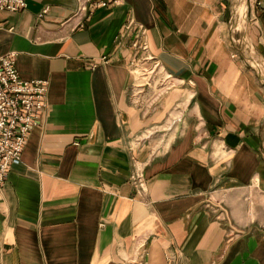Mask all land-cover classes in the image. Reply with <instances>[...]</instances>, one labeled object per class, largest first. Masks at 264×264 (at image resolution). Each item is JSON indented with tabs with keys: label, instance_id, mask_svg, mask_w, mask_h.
<instances>
[{
	"label": "crops",
	"instance_id": "0c3cea01",
	"mask_svg": "<svg viewBox=\"0 0 264 264\" xmlns=\"http://www.w3.org/2000/svg\"><path fill=\"white\" fill-rule=\"evenodd\" d=\"M81 1L0 10V57L50 83L0 190V264H264V4ZM131 20L166 93L135 89Z\"/></svg>",
	"mask_w": 264,
	"mask_h": 264
},
{
	"label": "built area",
	"instance_id": "2783aa9c",
	"mask_svg": "<svg viewBox=\"0 0 264 264\" xmlns=\"http://www.w3.org/2000/svg\"><path fill=\"white\" fill-rule=\"evenodd\" d=\"M255 5L261 6L264 0H250ZM124 0H82L78 13L88 16L101 8H108L123 4ZM27 0H0V10L16 12L27 8ZM49 11V7L40 13L43 16ZM134 33L132 47L138 53L143 62H134V70H139L140 75L146 78V82L135 84L138 91L148 86L152 88L161 82L159 89H165L166 83L172 78L161 61L149 54V42L147 29L134 21L128 22L119 34L118 40ZM102 57V61H107ZM49 81L46 79H23L16 67L14 55L0 57V190L6 184L8 172L13 161L21 158L24 146L31 130L39 124L40 116L45 109L49 90ZM139 178V175L136 176Z\"/></svg>",
	"mask_w": 264,
	"mask_h": 264
},
{
	"label": "rangeland",
	"instance_id": "374dc122",
	"mask_svg": "<svg viewBox=\"0 0 264 264\" xmlns=\"http://www.w3.org/2000/svg\"><path fill=\"white\" fill-rule=\"evenodd\" d=\"M238 4V6L241 4V3H238V2H236V4H235V6ZM234 6V14L237 16V14H236V11H237V8H238V6H236L235 7ZM239 15V14H238ZM240 28V27H239ZM254 60V61H253ZM251 64H253V65H256V60L255 59H251ZM257 69V71L259 72V70H258V68H256ZM255 68H254V70H256ZM263 69H264V67H263ZM138 73V78L137 79H139V81H138V83H144V82H146V78H144V76H141L140 75V71L138 70V72H136V74ZM261 74V73H260ZM262 75V79H264V76H263V74H261ZM161 85V82H159V84L155 87V82H153L152 83V90H154V91H156V93H159V94H162V93H166L169 89H171L174 85H173V77L172 78H170L169 79V81L166 83V87H165V89H159V87H161L160 86ZM146 87H148V86H146ZM137 175H139V178H136V176ZM134 179H135V184H137V185H139L140 186V188H142L141 186H142V177H141V175L140 174H136L135 176H134ZM140 191H142V190H140Z\"/></svg>",
	"mask_w": 264,
	"mask_h": 264
},
{
	"label": "bare ground",
	"instance_id": "6f19581e",
	"mask_svg": "<svg viewBox=\"0 0 264 264\" xmlns=\"http://www.w3.org/2000/svg\"><path fill=\"white\" fill-rule=\"evenodd\" d=\"M260 70V69H259ZM261 71V70H260ZM262 72V74H263V76H264V72L263 71H261Z\"/></svg>",
	"mask_w": 264,
	"mask_h": 264
}]
</instances>
